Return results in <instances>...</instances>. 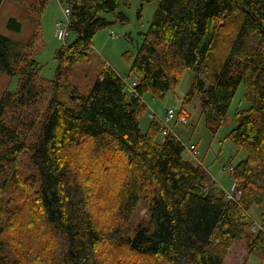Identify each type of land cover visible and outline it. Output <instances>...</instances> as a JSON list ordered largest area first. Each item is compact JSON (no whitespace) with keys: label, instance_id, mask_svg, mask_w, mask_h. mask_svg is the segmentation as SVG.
<instances>
[{"label":"trees","instance_id":"obj_1","mask_svg":"<svg viewBox=\"0 0 264 264\" xmlns=\"http://www.w3.org/2000/svg\"><path fill=\"white\" fill-rule=\"evenodd\" d=\"M13 1L41 18L51 0ZM58 2L69 8L73 41L55 53L52 87L39 76L27 46L0 34V75L17 79L18 88L0 98V193L25 186L26 193L17 189L24 206L30 204L22 225L46 238L42 251L34 257L27 252L23 259L106 264L109 256L128 251L141 264H222L230 246L245 238L250 255L264 263V232L249 234L253 220L247 215L254 205L264 223V0H161L131 62L130 73L139 81L132 96L123 78L105 64L84 94L59 83L63 61L86 63L93 37L111 24L99 14H115L120 5L128 7V0ZM115 18L126 22L122 13ZM6 25L15 33L22 27L13 18ZM185 70L195 79L182 107L197 95L212 133L243 86L246 108L236 112V127L227 134L245 152L230 170L233 189L241 191L238 201L215 191L206 170L183 159L180 140L168 136L160 142L155 121L140 130L139 116L146 109L142 97L163 99ZM85 145L90 156L104 158L103 174L114 172L104 192L105 198L111 195V209L96 204L103 223L72 161V151H87ZM23 154L39 177L19 179L14 165ZM141 201L149 222L130 228ZM17 221L0 205V264H21L4 253V232Z\"/></svg>","mask_w":264,"mask_h":264},{"label":"rangeland","instance_id":"obj_2","mask_svg":"<svg viewBox=\"0 0 264 264\" xmlns=\"http://www.w3.org/2000/svg\"><path fill=\"white\" fill-rule=\"evenodd\" d=\"M1 1L0 34L27 46V54L39 65V76L47 80L48 87H52V80H57L55 77L57 68L55 53L60 48L62 51H66L65 48H68V44L73 41L72 36H70L67 46L63 47L64 44L56 41L53 36L55 24L64 20V6L58 0H51L42 17L38 18L36 14L31 13L26 7L19 5L13 0ZM159 2L161 0H128V7L120 5L115 14L100 13L99 17L111 24L93 37V48H90L91 51L87 53L86 63L69 65L66 60L63 61L59 83L65 87L66 85L67 87L68 85L71 88L74 87L84 94L98 78L104 64L119 73L121 77L126 78L128 83L138 79L136 75L130 73L131 62L137 48L143 41L151 17ZM117 13H122L125 16V23L122 24V22L119 23L117 21L115 18ZM11 18L22 26L19 33L10 31L7 28L6 24ZM62 25L61 27H63ZM110 32L116 35L117 39H111ZM194 79L195 74L190 70H185L178 84L169 90L163 99L153 97L149 93L145 94L141 102L146 105V109L139 116V127L142 132H145L150 122L149 114L154 113L161 118L167 109H173L177 115L184 116L186 118L185 125L175 124L174 121L168 123L176 137L185 146V151L182 154L183 159L193 165L202 166L209 174V179H211L215 191H221L233 196L232 192L237 188L233 189L230 170L245 157V152L237 149L227 139V134L236 127V112L246 108V103L243 100V86L240 85L234 97H232L233 99L227 110L224 122L212 133L206 126L197 95L191 99L189 104L182 107L184 97L194 83ZM16 81L17 79L11 80L6 76L0 75V98L6 92L11 93L18 89ZM203 82L204 86L208 87V83L204 79ZM22 119L19 116L18 120L22 121ZM85 146L87 149V145ZM191 147H194L196 154L190 150ZM72 155L74 168L78 173V180L84 185L86 196L92 201L91 208L93 212H98V218L103 223L105 217L101 214V206H104V209H111L109 204L111 195L105 198L104 192H106V187L109 185L108 180L114 175L113 169L108 170V176L103 174L101 169L108 167L107 163L104 158L95 159L90 156L88 149L81 152L77 148L72 151ZM27 160V155L23 154L16 160L14 165V170L18 173L17 175L21 181L25 178L29 179L32 174L39 177ZM38 185V181L33 184L35 191L38 189ZM115 185L116 189L118 184ZM18 186V188L10 186L6 191L0 193V205L7 207L18 220L10 228L11 231L7 229L4 232L5 238L8 240L4 253L11 256V261L31 264V261L23 259L24 254L28 252L30 256L34 257L37 251H42L46 238L42 234L41 236L33 227L22 225L25 218H29L25 211L30 204L25 207L24 202L19 199L17 189L24 190L26 193V187L23 185ZM113 189L111 188V191ZM27 200H29L28 195ZM97 203L101 205L98 209H96ZM247 215L253 220V225L248 231L249 234H256L258 231L264 232V223L259 209L254 205L250 206L247 210ZM108 218L112 221L111 215ZM148 222L149 214L145 203L141 201L128 225L130 228H136L138 226H146ZM141 262L144 261H141L132 253L124 251L109 256L106 264H141ZM222 264L264 263L257 255H250L246 249V240L243 238L230 246Z\"/></svg>","mask_w":264,"mask_h":264},{"label":"built area","instance_id":"obj_3","mask_svg":"<svg viewBox=\"0 0 264 264\" xmlns=\"http://www.w3.org/2000/svg\"><path fill=\"white\" fill-rule=\"evenodd\" d=\"M63 8H64L63 11H65L64 12V20L59 21L55 24L53 36H54V38H56V41L64 44L63 47H66L67 42H68L69 37H70L69 25H68L69 24L70 11H69V8L67 9V7H63ZM61 25L63 27H61ZM110 37H111V39H117V36L114 35L112 32H110ZM134 80L135 81H131L130 83H128L127 79L123 78V81L126 85V90L129 94V96H132V94H134V88L137 86V84L139 82L138 79H134ZM148 117H149V120L155 121L159 125V127H161L160 133L157 137V139L160 142H163L168 136H174L177 140H180L176 137L173 130L168 126V123L174 121L175 124L185 125L186 124V118L184 116H179V114L177 115V113L173 109H167L166 112L164 113V116L161 118L159 116H156L154 113L149 114ZM190 150L193 151L194 154H196L194 152V147H191ZM225 194H226V197L228 200L238 201L241 193H240V190L236 189L235 191L232 192V194H234L233 196L228 194V193H225Z\"/></svg>","mask_w":264,"mask_h":264},{"label":"crops","instance_id":"obj_4","mask_svg":"<svg viewBox=\"0 0 264 264\" xmlns=\"http://www.w3.org/2000/svg\"><path fill=\"white\" fill-rule=\"evenodd\" d=\"M92 48H93V46H92ZM117 73V72H116ZM119 76H121L119 73H117Z\"/></svg>","mask_w":264,"mask_h":264}]
</instances>
